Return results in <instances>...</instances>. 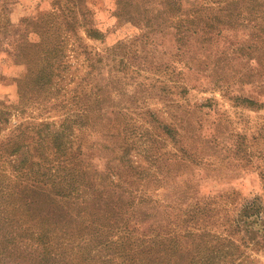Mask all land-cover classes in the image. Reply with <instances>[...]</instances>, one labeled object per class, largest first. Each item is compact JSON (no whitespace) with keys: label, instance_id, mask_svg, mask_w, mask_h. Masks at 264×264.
Instances as JSON below:
<instances>
[{"label":"trees","instance_id":"1","mask_svg":"<svg viewBox=\"0 0 264 264\" xmlns=\"http://www.w3.org/2000/svg\"><path fill=\"white\" fill-rule=\"evenodd\" d=\"M120 4L119 18L131 0ZM12 7L0 0L3 62L23 67L16 100L0 99V264H263L264 194L202 195L185 178L206 162L198 113L216 98L183 114L171 94L220 91L264 108L235 92L264 96V73L225 68L252 56L264 69V0H159L139 19L137 64L119 61V71L135 68L124 85L82 42L81 30L105 39L79 20L85 0H55L26 19L37 40L15 36ZM80 65L90 69L77 78ZM147 95L175 121L160 120ZM235 145L226 151L264 180V126Z\"/></svg>","mask_w":264,"mask_h":264},{"label":"rangeland","instance_id":"2","mask_svg":"<svg viewBox=\"0 0 264 264\" xmlns=\"http://www.w3.org/2000/svg\"><path fill=\"white\" fill-rule=\"evenodd\" d=\"M54 2L55 0H13L12 26L17 30L15 36L19 37L23 34L32 40H37L39 34L28 27L25 20L36 18L42 11L51 10L54 7ZM85 2L86 9L79 15V20L86 27H97L104 31L105 39L103 41L91 40L86 38L81 30L82 42L91 51V55H103L107 58L106 65L102 69L104 75L108 76L109 73H112L114 77L117 75L116 79L122 80L124 85L132 74H136L135 68L131 66L124 71H119L118 69L121 67L119 61L124 58V61L131 65L137 64L141 56L139 38L146 30L144 21H139V19L147 16L159 0H131V4L126 7V12L124 11L120 18L117 16V12L121 8L119 0H85ZM124 2L125 0H122V3ZM167 38L173 41L170 35ZM166 44L170 45L171 43L166 40ZM5 57H7L5 52L0 53V99L6 98L15 101L18 92L15 77L21 73L23 67L11 66L9 63L3 62ZM80 59L83 61L84 55H81ZM225 66L230 73L248 67L264 73V69L252 56L232 57L226 61ZM89 69L86 65H80L75 75H78L77 78L84 76ZM141 74L153 77L150 72L143 71ZM139 79L144 80V77L141 76ZM147 82H151V78ZM235 88L237 94L250 95L259 100L264 99V96L254 87L243 88L237 85ZM171 97L180 106L179 112L183 114L186 113L184 110L193 109L195 105L205 102L209 97L216 98L213 110L204 108L203 112L198 113L205 121V128L201 135L210 138L211 141L204 142L207 144V149L204 150L205 164L193 166L185 176L189 179L188 184L192 186L195 184L202 195L215 194L231 188L236 189L240 197L244 199H251L258 194L263 195L264 180L260 170H257L256 166H249L250 164L245 166V162L241 163L237 157L232 153L229 154L226 150L230 149V146L236 147L237 140L244 138V140L250 141L252 135L264 126V108L256 109L239 104L230 99L229 95L223 96L220 91L193 89L184 96L178 91H174ZM148 98L149 95L145 97L146 104L158 112L160 120L175 121L169 116L168 106L165 108V104L160 100ZM140 103L143 105V101ZM217 123L220 124V127L217 126ZM258 163L264 165V161L260 162L259 160ZM260 259L264 264V251L260 253Z\"/></svg>","mask_w":264,"mask_h":264}]
</instances>
